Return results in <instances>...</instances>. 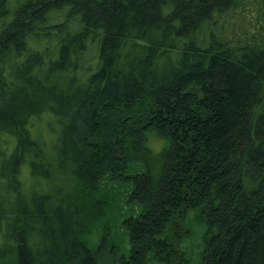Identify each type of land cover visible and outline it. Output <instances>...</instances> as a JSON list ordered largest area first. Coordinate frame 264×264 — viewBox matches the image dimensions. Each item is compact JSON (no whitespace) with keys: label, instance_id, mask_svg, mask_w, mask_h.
<instances>
[{"label":"trees","instance_id":"trees-1","mask_svg":"<svg viewBox=\"0 0 264 264\" xmlns=\"http://www.w3.org/2000/svg\"><path fill=\"white\" fill-rule=\"evenodd\" d=\"M192 210L264 264V0H0V264H190Z\"/></svg>","mask_w":264,"mask_h":264},{"label":"rangeland","instance_id":"rangeland-1","mask_svg":"<svg viewBox=\"0 0 264 264\" xmlns=\"http://www.w3.org/2000/svg\"><path fill=\"white\" fill-rule=\"evenodd\" d=\"M142 169H143V165L141 163H137V162L131 163L129 168L127 169V173H134L135 171H141ZM111 185H112V188L115 189V190H113L112 188L110 189L112 191L111 194L112 193L116 194V192H118V196H119L120 200L118 201V203L116 205L113 204L111 206L112 209H109V210L111 211V214H113L115 216V218L118 217V219H120V221H119V225H120L123 218L125 216H127L128 214H131L133 212L132 206H130L131 204H129L127 202V199L129 196V191L131 190L130 189L131 183H129V182H115L113 184L111 183ZM110 217H111V215L107 219V222L109 220L112 234H114V232L120 234L121 229H120L117 221L115 220L114 222H112ZM186 221H188V223H187V225H188L187 231L188 232H187V236L184 240L183 246H185L191 253V263L190 264H197V260H199V257H195V256L197 255L199 250H201V247L204 244L203 243V233L205 230V225L201 221V218H200L199 214L197 213V210L190 211L188 213V216L186 217ZM117 228H118V230H117ZM94 234H95L94 236L96 238L97 231ZM91 237L93 238V235ZM96 239L98 240L99 236ZM125 242H126V240L123 237L122 246H125ZM109 249H110V247H108V249L106 250L107 254H105L104 259H102V264H112V261H111L112 258L110 257L111 251ZM154 264H162V263L154 262Z\"/></svg>","mask_w":264,"mask_h":264},{"label":"clouds","instance_id":"clouds-1","mask_svg":"<svg viewBox=\"0 0 264 264\" xmlns=\"http://www.w3.org/2000/svg\"><path fill=\"white\" fill-rule=\"evenodd\" d=\"M145 146L154 155H158L163 151L168 150L171 145L170 141L165 136L153 130V132L148 135Z\"/></svg>","mask_w":264,"mask_h":264}]
</instances>
